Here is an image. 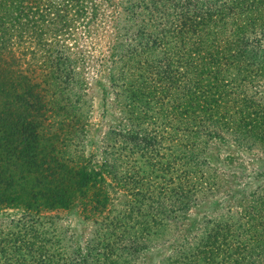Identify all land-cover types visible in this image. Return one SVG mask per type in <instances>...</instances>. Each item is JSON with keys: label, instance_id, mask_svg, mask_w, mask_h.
<instances>
[{"label": "rangeland", "instance_id": "1", "mask_svg": "<svg viewBox=\"0 0 264 264\" xmlns=\"http://www.w3.org/2000/svg\"><path fill=\"white\" fill-rule=\"evenodd\" d=\"M117 1L110 0L111 6L103 10L111 18L106 14L103 23L98 19L89 22L91 30L86 37L81 34L82 25L77 24L89 19V8L78 16L70 12L74 28L57 38L58 43H63L60 49L65 69L61 73H48L43 85L46 117L40 128L42 140L53 149L61 164L77 169L84 166V172L93 174L97 180L96 187L70 185L67 205L39 209L30 215L34 220L30 225L41 231L53 251H60L63 264H77V259L96 264L93 258V253L98 251L96 243L112 240L113 227L107 215L124 214V226L114 231L123 229L130 236L142 229L139 222L147 213L143 217L149 226L138 239V244H144L145 248L138 257H130L129 263L143 264L145 259L144 263L148 264H192L190 258L183 257L194 245L195 238L190 236L205 233L213 224L217 225L216 219L237 224L241 221L239 211L250 203V193L264 189V132L260 133L264 130V79L256 76L253 81L246 79L243 85L233 87L235 94L227 95L230 102L211 116L204 109L200 112L186 109L175 119L170 112L175 103H183L184 96L179 92L183 93L187 80L192 81L193 67H182L186 77L180 80V89L174 83L163 84L158 79L159 70L163 69L162 52L158 48L143 50L144 40L138 34L115 37L121 32L114 26L132 23ZM173 2L179 4L182 0ZM57 25L58 21L51 29ZM233 26L231 31H235ZM255 30V35L238 34L247 35L248 41L255 36L257 43L247 48L258 55L256 59L262 55L264 60V39L260 36L264 29L260 34ZM108 43L116 53L112 57L107 52ZM129 47H133V55L128 58ZM147 53L152 61H160L150 70L153 80L147 78L145 65L136 63ZM232 73L227 68L224 77ZM189 86L193 87L192 83ZM241 97H247L250 102H244ZM218 115L227 122L224 127L216 121ZM152 127L157 129L158 137L161 134L159 143L152 136ZM205 127L217 131L222 138H208ZM160 153L163 161L182 157L179 162L192 169L196 165L197 170L209 166V173L216 174L219 185L202 197L197 194L191 199H173L174 188L181 180L172 169L156 170L153 163ZM135 170L156 181L159 187L152 194L157 201L146 205L133 195L134 189L124 181V176ZM161 181L167 187L166 199L159 194ZM96 189L106 195L107 201L105 207L92 209L90 198ZM138 211L142 216L135 215ZM25 218H29V212L20 205L0 206V232L15 229ZM120 251L118 248L117 252ZM195 264L204 263L199 257ZM256 264H264V258Z\"/></svg>", "mask_w": 264, "mask_h": 264}, {"label": "trees", "instance_id": "2", "mask_svg": "<svg viewBox=\"0 0 264 264\" xmlns=\"http://www.w3.org/2000/svg\"><path fill=\"white\" fill-rule=\"evenodd\" d=\"M117 4L132 23L114 26L121 32L115 37L138 34L144 40L143 50L158 48L162 52L163 64L158 79L164 81L163 84L174 83L176 89H180V80L184 81L186 77L182 67L192 65L193 79L186 81L183 93L179 92L184 96L183 103H175L170 112L175 119L186 109H195L196 112L204 109L211 116L230 102L227 95L235 94L233 87L243 85L246 79L253 81L256 76L264 79L262 55L256 59L258 55L247 48L257 43V39L253 36L248 41L247 35L238 34L255 35L254 29L262 33L264 0H182L179 4L173 0H118ZM108 5L110 0H0V206L17 204L29 212V218L21 221L15 229L0 232V264H63L60 251H53L41 231L34 224L33 227L30 225L34 222L30 215L42 208L67 205L70 185L88 189L96 187L97 180L93 174L84 172V166L77 169L58 161L53 149L42 140L40 128L46 117L43 89L46 75L51 71L61 73L65 69V58L60 49L63 43H58L57 38L74 28L70 12L78 16L89 8V19L77 24L82 25L81 34L86 37L91 30L89 22L98 19L103 23L106 14L111 18L109 12H103ZM113 12L116 13L115 10ZM57 21L58 25L51 29ZM231 25L235 31L230 30ZM260 36L264 39V33ZM106 47L109 57L116 54L110 43ZM131 55L133 47H129L126 57ZM146 56L136 63L145 65L147 78L153 80L150 70L155 69L160 61H152L149 53ZM227 68H231L233 73L225 78ZM190 83L193 87L189 86ZM224 87L231 90L226 92ZM241 100L250 102L247 97H241ZM200 101L203 104H199ZM216 121L222 124L221 127L227 124L222 115H218ZM204 133L209 135L208 138H222L208 127ZM152 136L159 143L161 134L158 137L154 127ZM155 158L153 165L157 171L172 169L178 172L181 182L174 188L173 199H191L197 194L202 197L219 185L216 174L209 173V166L197 170L196 165L192 169L179 162L182 157L161 160V153ZM124 181L134 189L133 195L145 201L146 205L157 201L152 190L159 186L147 175L131 171L124 176ZM161 184L159 194L166 199L164 192L167 187L163 181ZM250 194V203L239 211L240 222L223 223L216 219L217 225L213 224L205 233L190 236V239L195 238V242L183 257L190 258L192 264L199 257L204 264H256L262 260L264 189ZM91 196L92 209L105 207V194L96 189ZM182 204L186 207L187 203L184 201ZM141 213L138 211L135 215L142 216ZM143 216L139 218L142 229L129 236L123 229L114 231L124 226V214L107 215L113 227L110 232L112 240L96 243L95 263L130 264V257H138L145 248L144 244H138V239L149 226ZM158 223L156 219L155 224ZM182 240L185 241L186 237ZM118 248L126 250V253L117 252ZM144 261L143 264H148ZM77 264H85L84 259H77Z\"/></svg>", "mask_w": 264, "mask_h": 264}]
</instances>
